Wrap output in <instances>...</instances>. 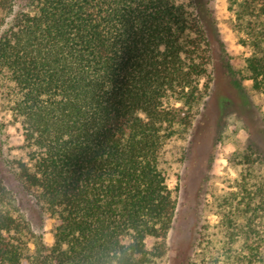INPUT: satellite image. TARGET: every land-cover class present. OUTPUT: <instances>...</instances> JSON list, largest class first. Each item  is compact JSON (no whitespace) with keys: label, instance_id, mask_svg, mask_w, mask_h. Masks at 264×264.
Listing matches in <instances>:
<instances>
[{"label":"trees","instance_id":"16d2710c","mask_svg":"<svg viewBox=\"0 0 264 264\" xmlns=\"http://www.w3.org/2000/svg\"><path fill=\"white\" fill-rule=\"evenodd\" d=\"M229 2L264 94V0ZM212 63L202 16L174 0H0V81L28 150L15 177L55 220L47 245L0 183V264H160L177 209L164 148L190 125ZM244 159L199 264H264L262 161Z\"/></svg>","mask_w":264,"mask_h":264},{"label":"rangeland","instance_id":"374dc122","mask_svg":"<svg viewBox=\"0 0 264 264\" xmlns=\"http://www.w3.org/2000/svg\"><path fill=\"white\" fill-rule=\"evenodd\" d=\"M174 1L202 16L213 63L209 91L193 110L190 125L176 126L178 132L164 148L162 168L177 209L169 250L160 264H199L200 238L209 236L215 245L228 211L224 200L240 193L247 173L246 154L262 161L256 175H264V94L252 88L246 73L250 40L229 0ZM27 151L21 123L13 116L0 81V183L12 192L32 231L51 245L55 220L15 177L17 163L27 161ZM253 181L249 179L250 190L255 187Z\"/></svg>","mask_w":264,"mask_h":264}]
</instances>
